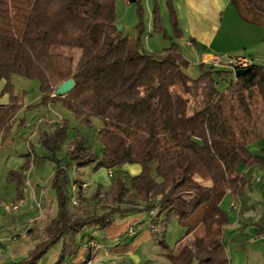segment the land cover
<instances>
[{"label":"trees","instance_id":"16d2710c","mask_svg":"<svg viewBox=\"0 0 264 264\" xmlns=\"http://www.w3.org/2000/svg\"><path fill=\"white\" fill-rule=\"evenodd\" d=\"M119 1L0 0V86L4 83L2 94L10 97L0 107V137L11 133L24 108L10 83L18 75L40 83V102L28 109L60 104L87 128L98 120L97 139L103 146L100 156L84 136L70 140L66 119L41 134L45 156L38 160L54 165L57 214L35 248L16 264H39L59 244L64 247L57 264H64L77 235L104 231L133 213L154 214L162 224L174 217L185 229L167 257L171 264H229L224 245L229 219L220 205L226 195L243 193L242 165H264V155L250 150L264 138L262 116L251 106L254 99L264 106V66L235 77L225 90L221 81L234 75L225 67L201 65L200 76L193 79L177 44L162 52L143 50L141 0H122L137 5L136 35L117 30ZM165 1L175 36L182 38L173 0ZM230 1L244 22L264 26V0ZM161 15L155 4L154 31L167 37ZM69 79L75 81L74 90L56 96ZM193 101L199 110L189 115ZM27 156L20 172L10 174L20 189L35 162ZM127 165L141 166V173L128 175L123 171ZM91 166L112 172L109 188L97 185L89 193L81 180L72 179L73 168ZM115 173L123 179L115 180ZM74 196L77 206L71 203ZM163 234L157 241L168 250Z\"/></svg>","mask_w":264,"mask_h":264},{"label":"crops","instance_id":"0c3cea01","mask_svg":"<svg viewBox=\"0 0 264 264\" xmlns=\"http://www.w3.org/2000/svg\"><path fill=\"white\" fill-rule=\"evenodd\" d=\"M125 4L133 5L129 1H125ZM173 5L184 44V47L179 48L189 66L193 62L204 63L207 56L230 57L227 44L230 34L235 30L247 38L240 48L245 53L239 52L235 56L263 59L264 52L260 50H264V26L244 22L230 0H173ZM9 102V95L2 94L0 88V107L7 106ZM22 104L24 108L16 116L12 132L0 137V142L5 143L0 145V152L4 147H9L8 136L15 135L21 129L31 128L36 119L38 121L34 130L30 132V137L34 138L37 134L40 137L43 133H51L54 126L62 120L60 109L56 106L47 108L50 113L47 116L36 114L33 121L32 118L21 119L26 108L34 106ZM53 116L55 118H51ZM257 144L259 143L256 146ZM259 147V155H264V145ZM34 158L35 162L25 173L23 189H20L18 182L10 181V174L19 173L22 166L17 171H8L4 181L0 182V189L8 193L7 198L0 193V264H16L26 258L39 242L46 225L57 214V203L52 190L54 171L46 179L35 174L34 170H41L44 162L39 161L36 155ZM141 170L139 165H127L123 168L130 176L139 175ZM75 171L74 177L71 172L72 179L82 181L83 172L79 169ZM239 171L246 181L243 193L226 195L220 205L229 219V224L224 229L226 255L229 264H264V237L260 238L264 233V183L256 182L257 178H264V165H242ZM107 172L110 175V171ZM103 176L98 172L92 179H99V185L109 188L112 183L103 180ZM92 179L82 182L93 188L97 183ZM11 203H21V210L7 213L4 206ZM232 203L239 209H233ZM164 231L162 218L156 219L154 214H129L117 219L104 231L87 229L77 235L68 252L73 251V254L68 256L64 264H171L167 257L175 248L163 249L157 241ZM184 236L185 229L182 238ZM90 240L96 243V248L89 247ZM63 247L64 244L54 247L39 264H57Z\"/></svg>","mask_w":264,"mask_h":264},{"label":"rangeland","instance_id":"374dc122","mask_svg":"<svg viewBox=\"0 0 264 264\" xmlns=\"http://www.w3.org/2000/svg\"><path fill=\"white\" fill-rule=\"evenodd\" d=\"M142 4L145 10L143 18H144V25L146 28V33L144 34L143 37V46H144L143 50L149 53L162 52L163 50H166L167 48L171 47L174 43L177 44L179 47H182L184 45L183 40L175 36L174 28L170 20L169 10L167 8L166 1L142 0ZM155 4H158L159 7L161 8L162 21L166 30L167 37L163 36L160 33H156L154 31L153 11L155 9ZM116 11H117L118 26L122 27L121 31L125 36L138 32L137 27L140 21L137 16L136 4L129 6L125 4V1L121 0L116 4ZM230 31H232V29H230ZM246 40L247 38L245 36H242L240 32L236 30L234 31V33L230 34L229 43L227 44V48L230 52L229 53L230 55L228 56L230 57L235 56V54H238L239 52H241V54L245 53V51H243V49L240 50V48L241 46H243ZM260 51L263 53L264 52L263 48ZM78 54L79 52L75 53L76 59L78 58ZM201 64L203 63L193 62V64H191L189 68L186 69V74L193 79L198 78L200 76ZM259 64L264 66V57L263 59L259 60ZM235 79H236L235 76L232 74L226 75L224 80L221 81L220 88L222 90L227 89L228 87L231 86V83H233ZM10 83L14 88L15 96H17L21 102L25 103L26 105H34V106L38 104L39 100L41 99V88L39 81L30 80L18 75H14L11 78ZM3 87H4V83H2L0 88L3 89ZM251 106L253 110H256L259 113V115L262 116V121H263L262 123L264 128V106L262 105V102L260 100L254 99ZM56 107H59L57 109H60L61 118L69 121L68 136L70 140L73 137L77 136L78 134L84 136L88 144L95 149L98 155L101 156L103 154V146L97 139V131L100 128L101 122L95 120L93 123L94 127L87 128L86 126L82 125L80 122L75 120V118L67 110H65L60 104L56 105ZM26 110L22 113L21 119L27 118L28 120H31L32 118L33 121V117L36 116V114H42L46 116L50 114L47 108L34 107L31 110L26 108ZM198 110H199V102L193 101L188 108V114H191ZM51 118H55V117L53 116ZM37 121L38 119H36V121L33 123V126L31 128L21 129V131L16 132L15 135L8 136L10 139L9 147L7 148L4 147V150L2 151L3 153L0 152V182L4 181L6 173L8 171L10 170L17 171L20 169L21 166L23 167L28 161L27 155H31V158H33L36 155L39 159L41 156L42 157L45 156L43 155L45 151L41 147L39 142L40 139V137H38L39 134H37L35 138L30 137V132L34 130V126ZM2 142H0V145L1 146L5 145V143ZM256 143L259 144H257L256 146ZM259 145H264V138L256 141L255 143H253V145H251L250 150L253 154L259 155V150H260ZM32 165L33 164H31V166ZM42 167L43 168L41 170L35 169L34 173L39 174L46 179L54 171V165L52 162L45 160ZM94 169L95 166L88 169L86 168L80 169V171L83 172L82 173L83 175L81 177L82 181H88L90 178L92 179V176H94L98 172H100L101 175H104L103 180L110 181V183L114 181V179H112L110 175H108V172L105 171L106 169L104 170L99 169L97 171H95ZM75 170L76 168L72 169L73 177L75 176L74 175L76 172ZM116 179H123V176L120 175L119 173L118 174L115 173V180ZM92 180L97 183L96 185H99L101 183L99 179H92ZM256 182L264 183L262 180L258 181L257 179ZM96 185L93 188H89L88 186L89 188V189L87 188L88 192L89 193L93 192L94 189L96 188ZM0 193L7 198L8 196L7 192H4L3 190L0 189ZM164 227H165V231L163 234V240L169 246V248L173 250L177 245V243L181 240L184 233V229L181 225L178 224L176 218L174 217H172L169 221H167L164 224Z\"/></svg>","mask_w":264,"mask_h":264},{"label":"built area","instance_id":"2783aa9c","mask_svg":"<svg viewBox=\"0 0 264 264\" xmlns=\"http://www.w3.org/2000/svg\"><path fill=\"white\" fill-rule=\"evenodd\" d=\"M208 66L211 67H215V68H220V67H225L229 70H231L233 72V74L235 75V73L239 70H246L249 68H252L255 65H259V60L252 58V57H248V56H231V57H227V58H221L219 56H207L205 57L204 63ZM110 175L112 174V172L109 173ZM258 181H263L264 182V178H257ZM88 184H83V189L86 190L88 188ZM78 190V186L76 184H74L72 186V191L75 193ZM71 203L74 206L78 205V202L74 197L71 198ZM231 207L235 210H238L239 207L232 203ZM22 208V204L21 203H11V204H7L4 206V209L7 213H17L21 210ZM264 237V233L263 235L260 236V238ZM0 245H1V241H0ZM89 247L92 248H96L97 245L94 241H90L89 242Z\"/></svg>","mask_w":264,"mask_h":264},{"label":"water","instance_id":"95a60500","mask_svg":"<svg viewBox=\"0 0 264 264\" xmlns=\"http://www.w3.org/2000/svg\"><path fill=\"white\" fill-rule=\"evenodd\" d=\"M122 27L121 26H117V30L121 31ZM251 68L246 69V70H239L235 73V77L236 78H240L245 76L248 72H250ZM75 81L73 79H69L66 82H64L63 84H61L56 91V96L58 97H65L67 95H69L75 88Z\"/></svg>","mask_w":264,"mask_h":264}]
</instances>
